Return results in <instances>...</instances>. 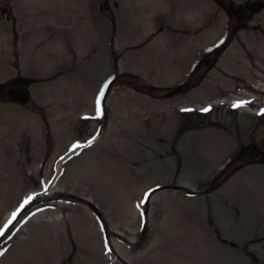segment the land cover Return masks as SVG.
<instances>
[{
    "label": "rangeland",
    "instance_id": "1",
    "mask_svg": "<svg viewBox=\"0 0 264 264\" xmlns=\"http://www.w3.org/2000/svg\"><path fill=\"white\" fill-rule=\"evenodd\" d=\"M257 84L264 0H0V264H264Z\"/></svg>",
    "mask_w": 264,
    "mask_h": 264
},
{
    "label": "water",
    "instance_id": "2",
    "mask_svg": "<svg viewBox=\"0 0 264 264\" xmlns=\"http://www.w3.org/2000/svg\"><path fill=\"white\" fill-rule=\"evenodd\" d=\"M229 13L234 17L235 21L243 23L247 20L249 12L242 7H234L232 4L228 5ZM229 41L223 40L213 51V56L218 58L219 55L228 47ZM210 60L205 61V66H208ZM189 85L185 84L184 88H188ZM181 92V87H176L165 94L166 98L175 96ZM5 95L12 99L14 103H17L20 106H25L30 101V95L28 93L27 87L25 85L20 86H9L5 89ZM263 146V143H261ZM262 162H264V156H262Z\"/></svg>",
    "mask_w": 264,
    "mask_h": 264
},
{
    "label": "bare ground",
    "instance_id": "3",
    "mask_svg": "<svg viewBox=\"0 0 264 264\" xmlns=\"http://www.w3.org/2000/svg\"><path fill=\"white\" fill-rule=\"evenodd\" d=\"M256 89L257 90H261V91H264V84L262 85V84H257V86H256ZM15 104H17V103H15ZM18 105V104H17ZM223 173H224V171H223ZM222 173V174H223ZM221 174V175H222ZM220 175V176H221ZM220 176H218V177H220ZM217 177V178H218ZM219 179V178H218ZM55 195H57V194H54L53 196H55ZM31 203H32V201L31 202H29L23 209H22V211L20 212V214L26 209V208H28L30 205H31ZM20 214L18 215V217L15 219V221L19 218V216H20ZM1 216V215H0ZM253 216V215H252ZM11 217V216H10ZM6 218L5 220H4V222H3V224H2V227L1 228H3L6 224H8V222H9V220L11 219V218ZM253 217H256L255 215L253 216ZM14 221V222H15ZM13 222V223H14ZM246 237L248 238V240H250V241H260L261 240V238H259V236L258 235H255L254 233H247L246 234Z\"/></svg>",
    "mask_w": 264,
    "mask_h": 264
},
{
    "label": "snow or ice",
    "instance_id": "4",
    "mask_svg": "<svg viewBox=\"0 0 264 264\" xmlns=\"http://www.w3.org/2000/svg\"><path fill=\"white\" fill-rule=\"evenodd\" d=\"M241 106H243V104H241V103L234 105V107H241ZM98 110H99V108H98ZM205 111H207V109H205ZM262 114H264V113H262ZM90 144H91V141H89V145ZM78 147H83V145H74L73 149L78 148ZM149 195L150 194H146V200H147V197ZM32 199H33V197H29L28 201H26L25 203L27 204V203L31 202ZM146 200H145V202H146ZM16 215L17 214L14 213L11 220H9L8 224H6L3 228H0V237H3L5 235V233L9 230L13 221H15V219H16ZM0 255H3V252H0Z\"/></svg>",
    "mask_w": 264,
    "mask_h": 264
},
{
    "label": "trees",
    "instance_id": "5",
    "mask_svg": "<svg viewBox=\"0 0 264 264\" xmlns=\"http://www.w3.org/2000/svg\"><path fill=\"white\" fill-rule=\"evenodd\" d=\"M129 78H131V77H129ZM132 83H135V81H132ZM147 91H151V88H146V87H144ZM225 174V172L220 176V177H218L219 179L223 176ZM218 178H216V180L215 181H217L218 180Z\"/></svg>",
    "mask_w": 264,
    "mask_h": 264
},
{
    "label": "flooded vegetation",
    "instance_id": "6",
    "mask_svg": "<svg viewBox=\"0 0 264 264\" xmlns=\"http://www.w3.org/2000/svg\"><path fill=\"white\" fill-rule=\"evenodd\" d=\"M251 6V5H250ZM244 8V7H243ZM251 8V7H250ZM245 9V8H244ZM245 10H247V9H245ZM249 11V10H248ZM250 13V12H249Z\"/></svg>",
    "mask_w": 264,
    "mask_h": 264
}]
</instances>
